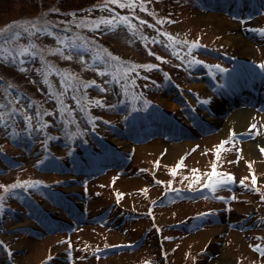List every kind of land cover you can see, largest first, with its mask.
Segmentation results:
<instances>
[{
  "label": "rangeland",
  "instance_id": "1",
  "mask_svg": "<svg viewBox=\"0 0 264 264\" xmlns=\"http://www.w3.org/2000/svg\"><path fill=\"white\" fill-rule=\"evenodd\" d=\"M100 1L0 0V51L13 69L18 64L17 71L0 64V83L24 90H12L5 103L20 107L15 124L1 125L0 183L34 179L52 189L27 188L34 203L25 195L7 197L13 212H0V264H264V255L253 250L256 243L264 248V146L255 156L244 149L264 126L220 134L210 123L211 109L220 102L229 107L230 100L225 88L209 82L218 77L221 85L242 86L263 79L264 0H143L133 24L118 23L111 11L116 5ZM143 17L202 48L156 33ZM91 41L113 71L106 60L75 48ZM193 54L200 63H191ZM196 78L207 83L188 86ZM92 81L97 84L88 94L78 85ZM126 81L134 89L124 96ZM171 90V104H161L160 94ZM185 93L193 104L183 103ZM218 117L227 121L223 113ZM230 133L236 135L217 160V146ZM91 142L96 151L88 154L83 145ZM213 163L234 181L213 194L186 191L208 181ZM202 214L213 221L190 227Z\"/></svg>",
  "mask_w": 264,
  "mask_h": 264
},
{
  "label": "trees",
  "instance_id": "2",
  "mask_svg": "<svg viewBox=\"0 0 264 264\" xmlns=\"http://www.w3.org/2000/svg\"><path fill=\"white\" fill-rule=\"evenodd\" d=\"M91 1H93V0H91ZM97 1H100V0H96V2ZM195 2H196V0H195ZM99 3L105 4V0H101ZM141 3H142L143 8H144L143 0H139L137 6L134 9L120 8V7H118L116 5L115 8L114 7L111 8V11H113L116 15H118L120 17L121 16L127 17L128 18V22L130 24H133L132 22L135 21L139 17L138 12H141L142 11L141 8H140V4ZM65 7L66 8H72L71 6H68V5H65ZM65 7H64V9H66ZM75 7H76V10H80L84 6H75ZM75 14H77V11H75ZM79 14H80V11H79L78 15ZM77 17L80 18V17H82V15L77 16ZM141 20H142V22L147 23L150 26H152V25L156 26L155 23H153L152 21L148 20L146 17H143V19H141ZM171 34L175 38V40H177V41H180V42L186 41V42H189L192 45L199 44V41L186 40L184 38H180L179 34H176V32H173ZM94 43H95V41H91L88 44H85V43L84 44H79V45H82V47L75 46V48L76 49H81L80 51H82V52H86L89 56H91L93 58V60H98V61H99V59L100 60L102 59V61L106 60L107 61V64L105 63V66H107L108 69L112 70L113 67H114L112 65V62L108 63V61H110V58L109 57H104L103 55H101L99 53L97 47L93 45ZM105 47L106 46L103 45V48H105ZM110 50H112V49H110ZM5 56H6V53L4 52V55H3V51H0V64L3 65V66H6V67L7 66L11 67V63L8 61L9 58L7 57V59H6ZM118 66H120V65H118ZM17 68H18V64L15 63L14 69L13 68L12 69H13V71H17ZM24 72L25 71H20V73H24ZM27 74L28 75L26 77L28 79H30V77H31L32 74L29 73V72H27ZM93 82L94 81L90 82L91 85L94 84ZM78 85H81V88L83 89V91L86 92V94H88L90 92V91L87 92V90L90 89L89 87H91V85L89 83H87V82L86 83H84V82L82 83L81 82V84H78ZM7 86H5V83H0V92H1V94H0V105H3V107L0 108V113H3L4 114V121H8V123L10 125H13V124H15L17 122L16 121V118H15V116H16L15 111L20 106H16L14 108H8L7 106H5V103L8 101V98H9L8 96L11 94L12 90L17 89L18 87L16 88L13 85L11 87H9V85H7ZM18 90H21L22 92H24V90L21 89V88H18ZM83 91H81L80 93H82ZM72 92L75 93L73 90H72ZM25 95L28 96L27 93ZM78 96H79V94H78ZM22 98H23V96H22ZM34 100H37V99L35 98ZM49 105H50V103H49ZM35 111H36V108H35ZM37 112H38V114L40 116L41 110H37ZM21 113H22V111H20V114ZM93 119H95V118H91L90 119V122ZM74 126H75V129L76 130H78V131H81L82 130L78 120L75 122V125ZM0 129H1V125H0ZM43 131H44V136H45V139H44L43 143H46L48 141V137H47L48 130L47 129H44ZM12 133H14V132L13 131L10 132V134H12ZM74 135H78V134L77 133H74ZM79 138H81V137L76 136V138H74V139H79ZM60 142L61 141L59 139V143ZM74 142H75V140H74ZM43 147L46 150V152H49L50 153V152L53 151L52 149L50 150L45 145ZM75 155L77 156L78 153H76ZM30 181L36 182L34 179L33 180H30ZM16 183H18V181L14 180V178H11L8 182H6V181L5 182H1L0 185L9 186V185H13V184H16ZM27 188H30V189L32 188L30 192H33V193H36V191H40V190H46V191L47 190H52V189L48 188L46 185H44L43 183H39L37 186H34V187H28V186L25 185L24 187L13 188V189H11L8 192H5L3 188H0V196L3 197V200L0 201V212H3V211L5 212L6 211L5 212L6 216H8V214H10V212H13V208L10 207L9 201L7 200V197H10V196L12 197L13 195H17V196H23V195H25L27 197H30L31 201L34 200L33 197H31V194L27 192ZM27 199H29V198H27Z\"/></svg>",
  "mask_w": 264,
  "mask_h": 264
},
{
  "label": "bare ground",
  "instance_id": "3",
  "mask_svg": "<svg viewBox=\"0 0 264 264\" xmlns=\"http://www.w3.org/2000/svg\"><path fill=\"white\" fill-rule=\"evenodd\" d=\"M214 18L218 22L217 26H222V27L225 26V21L218 19L216 17H214ZM231 24H233V23L230 21V25ZM234 24H237V23H234ZM225 38L228 39L227 36ZM218 80L219 79L217 77L216 83H219ZM255 80L257 81V83H254V88L256 91H253L252 94L256 95V97L258 99L264 100L263 79L258 81L255 78ZM205 81L206 80L204 78L203 79L196 78V79L192 80L191 82H189L190 84H188V86H192L193 88H199V87L205 86V84L207 83ZM231 91L233 92V94H232L233 96H238L239 94H241V92L238 90V87H235V90L233 89ZM174 92H175L174 90L173 91L171 90L170 92L168 91V92H163L162 94H160L159 100H160L161 104L162 103L163 104H169L170 103L169 95H171V94L174 95ZM185 95H186V97L184 98V102L182 101L183 103H185V102L189 103V101H190L191 104H193L195 102V100L193 99V97L191 95H189L188 93H185ZM230 95L231 94L228 93L229 97H230ZM179 98L180 97H178V99ZM233 98H236V97H233ZM232 101H233V104L235 106H233L230 103L229 107H226L224 103L220 102V103H216V105H215L216 110L211 109V111H213L215 116L210 118V123L212 122V123L220 126V128H221L220 130L222 131L220 134L224 133V131L227 130L228 127H233V129L236 131H245V130L247 131V130H250V126L253 124L258 125V123H262L264 126V113L259 114L254 108L246 107L245 105H242V102H238L235 99H232ZM172 103H173V101H172ZM171 106L174 107L175 105L172 104ZM221 113H223L225 115V117H223V118H224V120L227 119L226 122L222 121V119L218 117ZM188 120H190V119H188ZM190 128H192V127H190ZM196 129H198V128L196 127ZM190 130H193V129H190ZM193 132H195V131H193ZM198 133L199 132L197 131L196 134H198ZM186 143H191V142L187 141ZM258 145L264 146V133L262 131L259 133V135L254 140L245 142L244 143V149L248 155L255 156L257 151H258L257 150ZM211 234H212V231L209 233V236Z\"/></svg>",
  "mask_w": 264,
  "mask_h": 264
},
{
  "label": "snow or ice",
  "instance_id": "4",
  "mask_svg": "<svg viewBox=\"0 0 264 264\" xmlns=\"http://www.w3.org/2000/svg\"><path fill=\"white\" fill-rule=\"evenodd\" d=\"M139 0H105V6H107V4H115L117 5L118 7L120 8H129V9H134L137 4H138ZM140 8L141 10L143 11L144 8H143V5L142 3L140 4ZM29 24H31L32 22H27ZM99 23L101 24H107V25H111L113 27H115V24L113 23V20H105V19H101L99 21ZM118 23H123V24H128V18L127 17H124V16H121L119 17V20H118ZM143 23V22H141ZM129 27H132L131 25H128ZM2 31V30H0ZM262 32H264V30H261ZM194 47L195 46H198V45H193ZM66 58H70V57H66ZM112 59H117L116 57H112ZM159 59V57H158ZM191 63H200L199 61H196V60H193L191 61ZM145 67L146 69H151L152 67H155L154 65H145L143 66ZM217 69H219V66H215ZM260 67L264 68V65H261ZM23 70V69H21ZM67 79V77H66ZM94 83V82H93ZM9 87H11V85H9ZM101 91H103V89H101ZM138 98V97H137ZM96 104H99L100 101H95ZM202 103H207V101H202ZM3 105H0V108H2ZM47 114V113H45ZM4 114L3 113H0V125H3L4 124ZM46 126V125H45ZM256 128V125L253 124L250 126V131L251 129H255ZM235 133H230L229 135V139L228 140H225V141H222L218 146H217V152H216V158L217 160H219L220 158V152L221 151H224V145L227 144V143H230L233 138L235 137ZM261 152L264 153V148H261ZM158 164V162H157ZM183 166V160L179 161L176 165V168L172 170L171 174L172 175H175V172H176V169H179L180 167ZM249 167H251V165H249ZM194 174L196 172V170H193ZM208 175V181L205 182V187H208L211 191L215 192L217 190L218 187L222 186V185H225V184H229V183H232L234 181V178L232 177L231 174H220V173H217L216 171V164L213 163L212 165V171L210 173L207 174ZM222 175H226V178H222V179H215L217 176H222ZM193 182H199V177L196 178L195 181ZM252 185H253V188H255L256 186V177L254 174H252ZM40 182L39 181H36V182H23V183H16V184H13V185H9V186H4V185H0V188H3L5 192H8L10 191L11 189L13 188H17V187H24L25 184H27L28 187H34V186H37ZM240 184L243 185L244 184V179H241L240 180ZM218 199H223L222 197H218ZM262 199H264V197H262ZM3 200V197L0 196V201ZM254 251H257V252H260L262 255H264V249H262L260 247V245H256L255 248L253 249ZM147 264V262H146Z\"/></svg>",
  "mask_w": 264,
  "mask_h": 264
}]
</instances>
